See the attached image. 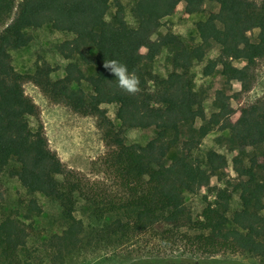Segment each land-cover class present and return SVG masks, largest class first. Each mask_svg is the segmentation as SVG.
Here are the masks:
<instances>
[{"label": "trees", "instance_id": "obj_1", "mask_svg": "<svg viewBox=\"0 0 264 264\" xmlns=\"http://www.w3.org/2000/svg\"><path fill=\"white\" fill-rule=\"evenodd\" d=\"M180 1L187 14L204 12L206 2L218 4L195 21L199 42H187L171 30L152 38ZM111 7L114 13L107 18ZM130 11L135 26L127 22L122 0H0V176L14 160L18 167L8 173L27 194L23 212L13 210L0 220V264L34 263L28 241L37 233L33 217L42 212L36 194L60 207L62 226L41 241L49 264H68L86 250H123L138 242L160 251L243 253L264 264V148L245 151L264 142V94L255 102L232 105L252 88L257 62L264 58V0H134ZM45 25L65 33L56 44L66 60L63 73L54 76L60 67L42 57L32 72L18 71L11 50L31 42L27 29ZM255 28L253 40L248 33ZM214 43L218 54L206 61L202 73L212 75L220 66L224 87L215 90V110L207 116L191 69ZM163 48L170 64L164 77L155 71ZM108 59L138 75V95L118 89L103 67ZM235 59L245 63L237 66ZM86 65L94 71L87 73ZM234 80L241 89L228 93ZM26 81L50 101L96 117L109 184L68 167L50 147L42 123L31 128L28 118L39 109L25 92ZM106 103L115 105L119 126L107 115ZM150 127L154 134L145 144L126 142L128 129ZM214 130L228 131L216 140L234 152L233 179H225L229 161L223 153L213 148L204 158L196 153ZM172 149L176 152L169 160ZM214 175L222 184H211ZM202 190L207 191L203 205L194 213L185 194ZM234 194L238 204L233 208ZM3 199L0 181V203ZM133 255L128 250L126 258Z\"/></svg>", "mask_w": 264, "mask_h": 264}, {"label": "rangeland", "instance_id": "obj_2", "mask_svg": "<svg viewBox=\"0 0 264 264\" xmlns=\"http://www.w3.org/2000/svg\"><path fill=\"white\" fill-rule=\"evenodd\" d=\"M134 0H122L125 6V17L130 25L137 24L136 19L131 14V6ZM185 3L180 1L176 11L169 17L165 18L163 25L160 26L152 38H156L159 34H164L167 30H171L179 37L187 42H199L195 21L205 17L209 10H217L218 4L214 2H206L205 11L195 14H187L184 10ZM114 7L108 12L107 18H110L114 13ZM33 35V39L29 44L20 48L11 50L13 64L15 68L22 73L32 72L35 68V63L38 57L45 58L55 66L60 67L54 73V76H60L63 73V67L66 60L63 59L56 50V44L65 37V33L56 31L49 25L39 28L27 29ZM251 39L255 40L258 34V29L255 28L249 31ZM219 51V46L213 44L207 52L206 57L199 62H195L192 66V72L196 83V88L201 92L204 98V107L207 116L215 110L213 106L214 93L217 88L224 87V78L220 74V66L214 74L205 76L202 73L203 65L208 59L216 57ZM168 53L165 48L155 61V71L161 76H166L170 64L168 62ZM233 63L237 66H242L245 61L243 59H235ZM87 73L94 71L93 66H83ZM255 80L252 88L248 92H243L239 101L232 100V105H246L255 102L264 94V58L258 60L255 68ZM85 88V84H83ZM24 89L36 103L39 113L35 117H29V123L33 130L37 129L38 122L42 123L44 132L48 138L49 145L54 149L60 159L70 168L81 172L85 178L90 180L106 181L105 171L102 166V158L106 152V145L102 138V131L98 127L97 119L94 116H84L72 111L69 107L61 103L50 101L41 90L31 81L24 83ZM241 84L234 80L231 83V89L228 93L239 91ZM103 107L107 110V115L119 126L120 122L115 116V105L106 103ZM202 121L198 119L196 124ZM154 134V128H132L125 132L127 143L145 144L148 139ZM220 134L228 135V131L214 130L209 133L202 141L196 153L201 158H204L208 149L213 148L218 152L223 153L229 161V169L225 179H233L236 174L232 169L231 159L234 154L226 144V142L217 141ZM264 148V142L256 147L248 146L245 151L249 154L259 152ZM176 149H172L168 156L169 160L175 154ZM248 163V159L245 158ZM12 167H18V163L14 160L10 161L7 170L0 176V181L4 188V199L0 203V220L4 215L13 210H18L20 213L24 211L23 201L27 199L25 188L20 184L19 180L11 176L8 170ZM58 178H60L58 176ZM217 176L211 178L212 185L222 184ZM102 185V183H101ZM207 193L202 190L199 194H185L187 204L192 207L194 213H197L203 205V195ZM38 201L42 206V212L33 217V222L36 226L37 233L28 241V245L34 256L33 264H49L46 250L42 247V236L47 235L51 231L62 226L60 218V207L58 203L42 194H36ZM238 197L233 195L232 207L237 206ZM264 214V210L262 211ZM123 247L116 250H108L105 248L99 250H86L82 254L74 255L68 264H133L132 261L139 259L151 260L150 264H262L258 258L251 257L243 253L220 252L217 254L191 253L182 251H160L156 246L144 245L138 242L130 248ZM137 249V250H135ZM128 250L133 252V256L126 258Z\"/></svg>", "mask_w": 264, "mask_h": 264}, {"label": "clouds", "instance_id": "obj_3", "mask_svg": "<svg viewBox=\"0 0 264 264\" xmlns=\"http://www.w3.org/2000/svg\"><path fill=\"white\" fill-rule=\"evenodd\" d=\"M103 67L115 77L116 86L123 93L136 96L141 92L140 79L135 72H130L127 65L117 59L104 61Z\"/></svg>", "mask_w": 264, "mask_h": 264}]
</instances>
